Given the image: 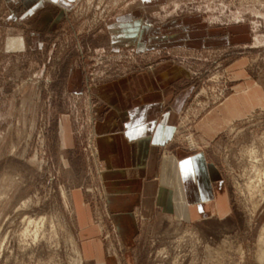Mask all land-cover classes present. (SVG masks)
I'll use <instances>...</instances> for the list:
<instances>
[{
    "label": "rangeland",
    "instance_id": "obj_1",
    "mask_svg": "<svg viewBox=\"0 0 264 264\" xmlns=\"http://www.w3.org/2000/svg\"><path fill=\"white\" fill-rule=\"evenodd\" d=\"M42 1L0 0V264H94L76 190L118 264H264V108L209 142L196 128L240 72L264 71V0ZM162 63L185 67L181 85L194 87L171 144L218 165L232 209L190 224L145 220L130 254L100 179L94 89Z\"/></svg>",
    "mask_w": 264,
    "mask_h": 264
},
{
    "label": "crops",
    "instance_id": "obj_2",
    "mask_svg": "<svg viewBox=\"0 0 264 264\" xmlns=\"http://www.w3.org/2000/svg\"><path fill=\"white\" fill-rule=\"evenodd\" d=\"M148 32L149 27L144 36ZM189 75L185 67L162 63L94 89L102 103L94 123L100 179L111 221L127 253L145 220L166 217L190 224L223 219L231 212L228 185L218 165L204 152L171 144L178 114L193 94L192 85H181ZM235 78L234 93L198 122L202 141L216 139L232 121L264 108V71L255 76L240 72ZM162 146L170 152L161 154ZM73 204L86 259L118 264L116 256L105 252L102 227L82 190L73 193Z\"/></svg>",
    "mask_w": 264,
    "mask_h": 264
},
{
    "label": "bare ground",
    "instance_id": "obj_3",
    "mask_svg": "<svg viewBox=\"0 0 264 264\" xmlns=\"http://www.w3.org/2000/svg\"><path fill=\"white\" fill-rule=\"evenodd\" d=\"M28 220H29V219H28ZM30 222H32V221H30ZM37 225H38V224H37ZM35 234H36V233H35ZM35 234H34V235H35Z\"/></svg>",
    "mask_w": 264,
    "mask_h": 264
}]
</instances>
